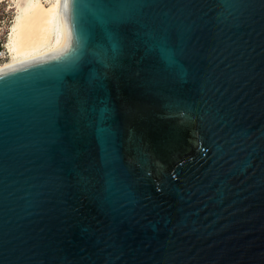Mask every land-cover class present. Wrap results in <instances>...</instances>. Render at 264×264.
I'll return each mask as SVG.
<instances>
[{
  "label": "water",
  "instance_id": "1",
  "mask_svg": "<svg viewBox=\"0 0 264 264\" xmlns=\"http://www.w3.org/2000/svg\"><path fill=\"white\" fill-rule=\"evenodd\" d=\"M61 11L0 69V264H264V0Z\"/></svg>",
  "mask_w": 264,
  "mask_h": 264
},
{
  "label": "bare ground",
  "instance_id": "2",
  "mask_svg": "<svg viewBox=\"0 0 264 264\" xmlns=\"http://www.w3.org/2000/svg\"><path fill=\"white\" fill-rule=\"evenodd\" d=\"M61 1L0 0L12 14L6 38L8 56L0 61V69L51 55L64 46L67 35Z\"/></svg>",
  "mask_w": 264,
  "mask_h": 264
},
{
  "label": "built area",
  "instance_id": "3",
  "mask_svg": "<svg viewBox=\"0 0 264 264\" xmlns=\"http://www.w3.org/2000/svg\"><path fill=\"white\" fill-rule=\"evenodd\" d=\"M12 21V14L7 8L0 9V61L8 56L6 38Z\"/></svg>",
  "mask_w": 264,
  "mask_h": 264
},
{
  "label": "rangeland",
  "instance_id": "4",
  "mask_svg": "<svg viewBox=\"0 0 264 264\" xmlns=\"http://www.w3.org/2000/svg\"><path fill=\"white\" fill-rule=\"evenodd\" d=\"M4 8V4H0V9H3Z\"/></svg>",
  "mask_w": 264,
  "mask_h": 264
}]
</instances>
